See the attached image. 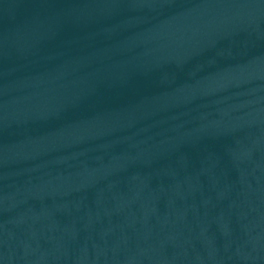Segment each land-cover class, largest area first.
Returning <instances> with one entry per match:
<instances>
[{"label":"water","instance_id":"95a60500","mask_svg":"<svg viewBox=\"0 0 264 264\" xmlns=\"http://www.w3.org/2000/svg\"><path fill=\"white\" fill-rule=\"evenodd\" d=\"M0 264H264V0H0Z\"/></svg>","mask_w":264,"mask_h":264}]
</instances>
